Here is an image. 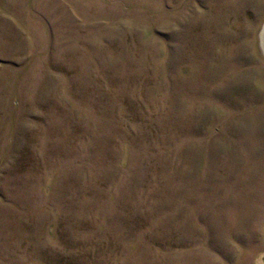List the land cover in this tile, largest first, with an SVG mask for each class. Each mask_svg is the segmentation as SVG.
Masks as SVG:
<instances>
[{
    "label": "rangeland",
    "instance_id": "rangeland-1",
    "mask_svg": "<svg viewBox=\"0 0 264 264\" xmlns=\"http://www.w3.org/2000/svg\"><path fill=\"white\" fill-rule=\"evenodd\" d=\"M0 264H264V0H0Z\"/></svg>",
    "mask_w": 264,
    "mask_h": 264
}]
</instances>
